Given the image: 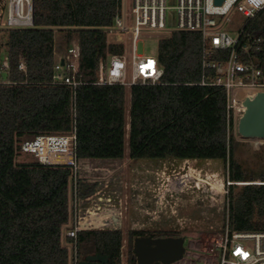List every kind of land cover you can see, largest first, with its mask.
<instances>
[{"label":"trees","instance_id":"1","mask_svg":"<svg viewBox=\"0 0 264 264\" xmlns=\"http://www.w3.org/2000/svg\"><path fill=\"white\" fill-rule=\"evenodd\" d=\"M34 27L3 29L6 32L14 85H0V264H69L61 229L68 220L70 170L44 165L37 159L16 163V150L24 140L42 134L67 132L75 122L77 156L81 160H114L126 154L138 162L144 158L226 159L228 185L225 215L230 231H264V165L254 173L237 157L240 141L234 126L227 128L226 94L222 87L201 85V36L175 32L159 40L160 83L131 87L96 84L101 59L122 54V44L108 43L104 28L113 23L118 0H34ZM55 28L66 32L71 47H80L75 92V117L69 87L54 83ZM1 30V29H0ZM260 37L250 50L264 69V9L247 19L237 46ZM4 45V44H3ZM218 50L215 59L230 56ZM25 60L27 71L18 68ZM212 71L205 77L211 82ZM130 94L127 144L126 94ZM194 169V168H193ZM181 167L197 187L211 198L224 195L222 169ZM210 173V174H209ZM223 179V180H222ZM249 182L247 184H238ZM261 182V183H259ZM97 183L81 179L79 195L95 191ZM181 187V186H180ZM130 250L124 262L122 230H87L78 234L80 258L104 254L109 264H137L129 231ZM74 241L73 239H69Z\"/></svg>","mask_w":264,"mask_h":264},{"label":"built area","instance_id":"2","mask_svg":"<svg viewBox=\"0 0 264 264\" xmlns=\"http://www.w3.org/2000/svg\"><path fill=\"white\" fill-rule=\"evenodd\" d=\"M113 23L104 28L108 43L122 44V54L109 55L101 59L96 84L155 85L160 83L163 69L158 58L137 53L136 42L142 34H157L160 38L175 32L196 33L201 36V85L222 87L226 94V120L237 134V124L243 112L239 91L247 94L264 92V69L260 68L250 50L258 48L260 37L250 35L252 40L243 47L249 60L238 53L237 46L247 19L264 9V0H176V27L169 28L168 0H132L131 11L122 12V0H118ZM34 0H0V28L24 29L34 27ZM240 18V19H239ZM2 23V25H1ZM236 31V33L233 32ZM130 42L131 48L126 47ZM218 50H230L227 59H215ZM80 47L76 40L64 54H56L54 83L71 89L72 111L75 117V92L83 82L77 79ZM18 68L26 72L25 60ZM212 71L211 82L205 77ZM8 57L0 60V85H14L9 78ZM239 136V135H238ZM33 153L44 165L61 166L70 170L68 182V220L61 229L63 247L69 251V264H80L77 238L81 231L119 230L122 227L123 211L117 207L111 195L99 189L97 183L93 193L80 196L81 162L77 156L75 122L67 132L42 134L24 140L16 150L18 154ZM87 180V179H86ZM89 183L90 180H88ZM228 184L234 182L228 181ZM228 193V191H226ZM226 203V201H225ZM211 244L206 248L190 242L184 257L173 264H264V231H230L224 208L223 226L214 231ZM73 239L74 241H70ZM157 264V263H154ZM163 264V263H159Z\"/></svg>","mask_w":264,"mask_h":264},{"label":"rangeland","instance_id":"3","mask_svg":"<svg viewBox=\"0 0 264 264\" xmlns=\"http://www.w3.org/2000/svg\"><path fill=\"white\" fill-rule=\"evenodd\" d=\"M170 9L167 13L169 28L176 27V11L173 9L176 0H168ZM132 0H122V12L131 11ZM240 19V18H239ZM2 25V23H1ZM0 60L8 57L5 45L6 32L0 28ZM55 39L58 54L66 52V32L55 28ZM236 33L235 30H233ZM160 35L142 34L137 42V53L142 56L157 57ZM126 47L131 48L130 42ZM129 91V87H128ZM130 121V94H126L127 144ZM240 145L237 157L254 173H259L264 165V140L244 139L236 135ZM126 154L121 159L96 160L88 159L81 162V176L92 183H99V189L111 195L117 207L123 211L122 227L124 262L127 260L129 248V231L147 229L174 233L184 236L185 246L190 250V242L208 247L211 244L214 231L222 228L224 219V203L228 191V172L222 169L224 195L216 200L205 187H197L195 179H190L187 172L175 165H148L138 172L139 163L131 160ZM37 159L33 153L18 154L17 163H31ZM194 168V169H193ZM195 173L204 177L202 168L192 167ZM211 170H214L211 168ZM210 174V173H209ZM226 178V180H225ZM222 179V180H223ZM242 182L238 184H247ZM261 183V182H259ZM181 186V187H180Z\"/></svg>","mask_w":264,"mask_h":264},{"label":"water","instance_id":"4","mask_svg":"<svg viewBox=\"0 0 264 264\" xmlns=\"http://www.w3.org/2000/svg\"><path fill=\"white\" fill-rule=\"evenodd\" d=\"M223 0H215L221 4ZM243 112L237 124V134L244 139L264 140V92L249 94L242 100ZM175 165L176 167L219 168L227 170L226 159L215 158H144L138 167L143 171L148 165ZM223 226V223H222ZM150 231V230H137ZM157 231V230H156ZM133 251L137 264H173L184 257L185 238L166 237L149 239L136 237ZM80 264H109L106 255L98 253L85 256Z\"/></svg>","mask_w":264,"mask_h":264},{"label":"flooded vegetation","instance_id":"5","mask_svg":"<svg viewBox=\"0 0 264 264\" xmlns=\"http://www.w3.org/2000/svg\"><path fill=\"white\" fill-rule=\"evenodd\" d=\"M142 230H147V229H142ZM159 230L160 229H157V231L156 230L155 231H138V235L135 236L134 239L136 237H145V238H149V239H160V238H166V237H178L179 236V235L177 236L174 233L163 232V231H159ZM134 239H133V241H134ZM128 250H130V244H129Z\"/></svg>","mask_w":264,"mask_h":264},{"label":"bare ground","instance_id":"6","mask_svg":"<svg viewBox=\"0 0 264 264\" xmlns=\"http://www.w3.org/2000/svg\"><path fill=\"white\" fill-rule=\"evenodd\" d=\"M239 95H241L242 97H246L247 95H249V94H245L244 92H241V91H239ZM244 99V98H243ZM225 180H226V178H225ZM224 206H225V203H224Z\"/></svg>","mask_w":264,"mask_h":264},{"label":"crops","instance_id":"7","mask_svg":"<svg viewBox=\"0 0 264 264\" xmlns=\"http://www.w3.org/2000/svg\"><path fill=\"white\" fill-rule=\"evenodd\" d=\"M1 45H2V48H1V50H0V53H1L2 50H3V43H1ZM56 46H57V45H56ZM56 48H57V47H56ZM58 49H59V48H57V53H59V52H58ZM57 53H56V54H57Z\"/></svg>","mask_w":264,"mask_h":264}]
</instances>
